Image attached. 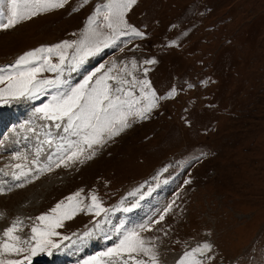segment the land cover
I'll return each instance as SVG.
<instances>
[{
    "label": "rangeland",
    "instance_id": "obj_1",
    "mask_svg": "<svg viewBox=\"0 0 264 264\" xmlns=\"http://www.w3.org/2000/svg\"><path fill=\"white\" fill-rule=\"evenodd\" d=\"M108 2L67 0L0 30V76L20 70L17 59L34 49L74 45L62 71L38 77L58 79V85L31 99L7 93L0 99V118L9 115L0 137V241L16 221L22 224L14 234L24 240L33 226L46 227L37 217L58 216L76 200L83 209L61 218L59 235L51 237L59 247L32 256L29 244L20 243L28 250L0 259L134 264L128 253L109 250L143 226L140 235L154 248L157 264H264V0H137L125 19L143 37L102 26ZM10 6L0 0V22ZM81 41L99 43L101 51L79 61ZM52 63H59L57 56ZM109 69L127 81L109 85L131 91L129 99L154 91L157 106L144 119L130 117L131 126L118 135L106 132L92 148L81 145L77 157L57 167L78 137L36 109ZM16 164L31 169L29 175L16 180ZM81 190L76 200L66 199ZM93 194L104 209L99 216L89 211ZM204 244L210 252L185 255ZM136 259L152 264L143 254Z\"/></svg>",
    "mask_w": 264,
    "mask_h": 264
},
{
    "label": "snow or ice",
    "instance_id": "obj_2",
    "mask_svg": "<svg viewBox=\"0 0 264 264\" xmlns=\"http://www.w3.org/2000/svg\"><path fill=\"white\" fill-rule=\"evenodd\" d=\"M137 0H109L104 6L103 20L104 27L111 30L116 35H127L129 32L135 36L143 37V33L137 31L134 27L129 25L125 19V14ZM67 0H10V9L4 19L6 22H0V30H8L15 27L18 23L31 19L36 15L45 13L56 8H61ZM100 9H97V13ZM94 22V21H93ZM105 47L109 46L107 40L103 41ZM74 45L68 41H63L60 44L41 47L34 49L23 56L19 57L16 61L15 67L20 69L14 73H10L7 77L0 76V84L8 81L6 88H0V99L4 98L5 93L12 99L19 98H34L41 91H44L47 87H54L60 83L58 79H40L38 78L44 72H59L63 70V65L67 59V49L72 48ZM76 51L82 53L79 55V61H83L87 56L94 55L101 51L99 43L91 46H86L83 41L77 46ZM53 55L58 57L59 63H52ZM147 64L156 63L154 60L145 61ZM112 69L95 79L89 75L85 78L84 82L77 87L70 88L67 92H62L59 95H53L51 101L44 104L42 107L37 108L38 113H42L44 119L50 120L55 123L56 128L63 126V131H71L72 134L78 139L70 142L69 152L66 157L60 158L56 162V166L60 167L65 163V160H72L77 157L84 149L81 145H87L88 148H92L93 144L101 143L103 135L109 133L111 136L118 135L125 128L130 127L128 123L130 117H138L139 119L146 118V113L150 112L157 106L156 94L152 92H144L142 90L141 95L134 99H129L133 96L131 91L124 92V90L118 86L108 84V80L116 81L119 83H127V81H120L119 77L111 75ZM147 72V70H145ZM143 87H148V82H143ZM123 93V96L117 94ZM147 101L143 107H135L140 105L141 101ZM19 158L18 156L13 157ZM89 159L91 156L88 157ZM36 161H33L35 163ZM14 168L21 169L19 173L14 172L13 176L16 180H20L21 177H27L31 172V169L24 171V166L20 164L14 165ZM50 170V169H48ZM44 171V169H39ZM38 178V177H36ZM23 187V184L17 185ZM81 191H78L74 196H69L66 199L68 201H74L81 196ZM91 205L89 211L92 208L96 209L95 215L99 216L104 209L97 202L96 195L90 196ZM81 200H76V203L72 204L70 208L63 212H60L58 216L41 215L36 219L46 227L41 229L39 226H33L31 228V237L22 240V238L14 233L17 231L18 226L22 224L21 221H16L11 227L5 229L3 235L5 239L0 241V256L5 254L19 255L22 252L27 251L23 247H20V243H28L32 256H35L38 252L45 251L49 247H59L51 237L59 235L55 229L61 226V218L68 217L77 211H82L80 207ZM63 202L58 203L53 209L52 213H58L62 208ZM127 210V209H126ZM171 210V206L166 211ZM164 216H160V220H163ZM159 223V221H156ZM145 230L142 226L140 231ZM151 230V229H148ZM140 231L131 230L124 234L120 240L117 249H110L109 251H120L129 254V259L134 261V264H148V261L137 260L136 256L143 254L148 257L152 264H157L156 254L154 248L147 242L141 235ZM88 235V234H85ZM64 239H68L64 237ZM211 246L204 244L202 247L197 248L192 253H186V256H193L195 252H199L203 255L205 252H210ZM135 254V255H133ZM24 259L30 260L29 257ZM0 264H24V260L21 259H0ZM183 264V261H181ZM196 264H202V261H197Z\"/></svg>",
    "mask_w": 264,
    "mask_h": 264
},
{
    "label": "bare ground",
    "instance_id": "obj_3",
    "mask_svg": "<svg viewBox=\"0 0 264 264\" xmlns=\"http://www.w3.org/2000/svg\"><path fill=\"white\" fill-rule=\"evenodd\" d=\"M2 117V116H1ZM3 118V119H2ZM0 118V131H1V135L0 137L4 134V125L2 123L6 122L4 119H8L9 118V115L8 116H5V117H2Z\"/></svg>",
    "mask_w": 264,
    "mask_h": 264
}]
</instances>
